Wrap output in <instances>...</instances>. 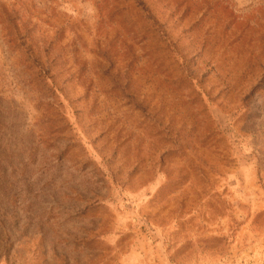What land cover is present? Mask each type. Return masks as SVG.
<instances>
[{
	"label": "rangeland",
	"instance_id": "obj_1",
	"mask_svg": "<svg viewBox=\"0 0 264 264\" xmlns=\"http://www.w3.org/2000/svg\"><path fill=\"white\" fill-rule=\"evenodd\" d=\"M0 17V264H264V0Z\"/></svg>",
	"mask_w": 264,
	"mask_h": 264
},
{
	"label": "trees",
	"instance_id": "obj_2",
	"mask_svg": "<svg viewBox=\"0 0 264 264\" xmlns=\"http://www.w3.org/2000/svg\"><path fill=\"white\" fill-rule=\"evenodd\" d=\"M0 19L2 20V22H6V19H4V17H0ZM7 20L12 22V26L10 27V29H7L8 30L7 36L8 37L11 36V33L18 35V29H19V27L24 26V23L23 22L17 23L19 18L17 16H14V15L11 16V19L9 17H7ZM10 40L8 39V41H10Z\"/></svg>",
	"mask_w": 264,
	"mask_h": 264
}]
</instances>
